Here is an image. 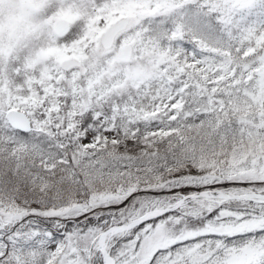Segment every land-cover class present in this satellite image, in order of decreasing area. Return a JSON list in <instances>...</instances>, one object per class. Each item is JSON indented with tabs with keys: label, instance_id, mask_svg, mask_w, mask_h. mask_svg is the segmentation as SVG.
<instances>
[{
	"label": "snow or ice",
	"instance_id": "obj_1",
	"mask_svg": "<svg viewBox=\"0 0 264 264\" xmlns=\"http://www.w3.org/2000/svg\"><path fill=\"white\" fill-rule=\"evenodd\" d=\"M0 264H264V0H0Z\"/></svg>",
	"mask_w": 264,
	"mask_h": 264
}]
</instances>
